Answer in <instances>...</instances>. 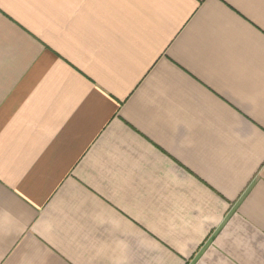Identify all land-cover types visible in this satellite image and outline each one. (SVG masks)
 I'll list each match as a JSON object with an SVG mask.
<instances>
[{"label":"crops","instance_id":"1","mask_svg":"<svg viewBox=\"0 0 264 264\" xmlns=\"http://www.w3.org/2000/svg\"><path fill=\"white\" fill-rule=\"evenodd\" d=\"M0 264H264V0H0Z\"/></svg>","mask_w":264,"mask_h":264}]
</instances>
